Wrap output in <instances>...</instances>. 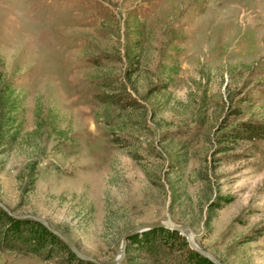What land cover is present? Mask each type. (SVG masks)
Here are the masks:
<instances>
[{
	"label": "rangeland",
	"instance_id": "1",
	"mask_svg": "<svg viewBox=\"0 0 264 264\" xmlns=\"http://www.w3.org/2000/svg\"><path fill=\"white\" fill-rule=\"evenodd\" d=\"M0 73L21 97L24 141L0 157L11 213L101 262L161 221L220 264H264V235L251 239L264 228V137L223 139L264 124V0H0ZM120 86L138 104L127 113L94 98ZM122 134L129 145L111 142ZM41 238L52 257L0 250V264H71Z\"/></svg>",
	"mask_w": 264,
	"mask_h": 264
},
{
	"label": "trees",
	"instance_id": "2",
	"mask_svg": "<svg viewBox=\"0 0 264 264\" xmlns=\"http://www.w3.org/2000/svg\"><path fill=\"white\" fill-rule=\"evenodd\" d=\"M93 64L97 65V60ZM108 89L112 90L113 88ZM94 98L100 104L114 106L125 113L138 105L135 98L130 96L123 86H120L117 92L109 91V93L96 94ZM20 109V95L0 73V157L24 141L20 135L21 121L18 118ZM140 123H137L139 128L140 125L141 127L143 126ZM123 124L127 125L128 123ZM134 124L135 122L125 126L124 129L129 132L130 128L135 126ZM129 137L130 134H122L111 136L110 139L112 143L120 144L121 146L129 145ZM262 137H264V124L251 122L241 123L228 133L223 134V139L230 142L235 141V139L249 140L261 139ZM129 155L136 161L140 159L135 152L129 151ZM37 161L38 159L30 157L25 160L24 168L27 172L26 176L30 177V184L34 181L33 175ZM3 164L4 162L0 161V170L3 168ZM256 231V234L251 236V239L264 235V228H259ZM41 236L57 242L64 248L71 264H92L89 261L75 257L58 238L48 232L38 222L30 219L13 218L0 209V250H9L24 256L52 257L53 254L50 251V247L44 244ZM131 240L132 244H126L124 247L123 257L126 264H131L134 258L139 257L140 254L149 264H213L190 249L184 237L176 230L155 227L135 233ZM44 253L45 255H43Z\"/></svg>",
	"mask_w": 264,
	"mask_h": 264
},
{
	"label": "water",
	"instance_id": "3",
	"mask_svg": "<svg viewBox=\"0 0 264 264\" xmlns=\"http://www.w3.org/2000/svg\"><path fill=\"white\" fill-rule=\"evenodd\" d=\"M0 209H2L4 212H6L9 216H11L13 218L30 219V220H33L35 222H38L48 232H50L56 238H58V240H60L75 257H77L80 260L89 261L92 264H118L124 255V247H125V243H126V240L128 239V237L137 233V232L152 229L155 227H164L167 229L176 230L178 233H180L184 237V239H185V241H186V243L190 249H192L193 251L198 253L200 256L206 258L211 263L220 264V262L214 256H212L206 250L200 248L198 245H196L190 239L189 229L183 225H179V224L178 225H168V224L161 222V221H151V222H145V223L137 224L121 236L120 245L118 247V250L116 251L115 256L107 262H101V261L96 260L95 258H92L88 255L81 253L66 236H64L61 232H59L57 229H55L53 226H51L42 217L32 215V214L11 213L2 202H0Z\"/></svg>",
	"mask_w": 264,
	"mask_h": 264
}]
</instances>
